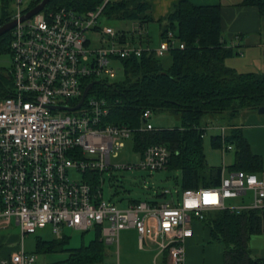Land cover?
Listing matches in <instances>:
<instances>
[{
	"label": "built area",
	"instance_id": "obj_1",
	"mask_svg": "<svg viewBox=\"0 0 264 264\" xmlns=\"http://www.w3.org/2000/svg\"><path fill=\"white\" fill-rule=\"evenodd\" d=\"M8 1L14 4L11 21L17 25L10 45L14 93L0 101V229H8L14 222L21 230V241L10 257H0V264H34L37 256L26 252L25 237L48 227L57 238L65 228L80 232L99 228L101 241L117 247L120 233L133 229L141 250L155 247L158 254L168 255L169 264H187L185 244L193 237L194 222L221 210L264 211V175L245 171L226 174L225 168L219 186L186 190L178 205L173 201L137 202L119 209L105 201L100 182L105 171L154 173L168 169L171 153L164 144L144 149L138 165L112 164L119 157L118 150L136 134L158 131L150 122L154 113L144 111L140 127L130 128L105 123L111 107L103 97L88 95L74 112L50 107L77 106L90 84L86 86V79H115L123 59L152 51L163 58L171 49H184L185 45L169 32L159 47H143L140 42L148 32L144 34L142 27L133 35L140 38L138 44L112 27H103L102 11L109 0L86 13L74 7L44 9L23 22L27 13L24 1ZM89 32L100 36L98 46L92 47ZM72 101L78 102L71 105ZM197 129L202 137L218 132L223 154L234 149L227 143L234 127ZM87 174L99 175V182L94 183ZM162 194L167 196L170 191ZM228 200L240 203L228 204Z\"/></svg>",
	"mask_w": 264,
	"mask_h": 264
},
{
	"label": "trees",
	"instance_id": "obj_2",
	"mask_svg": "<svg viewBox=\"0 0 264 264\" xmlns=\"http://www.w3.org/2000/svg\"><path fill=\"white\" fill-rule=\"evenodd\" d=\"M42 1L33 0L25 12ZM104 2L51 0L45 11L74 7L86 13L96 10ZM10 4L8 0H0V27L11 22ZM241 5L256 7L264 25V0H243ZM102 18L138 22L142 28L154 22L150 0H109L103 8ZM157 23L161 39L173 32L178 41L185 45L184 49L177 47L168 52L171 65L166 68L162 58L153 51L144 52L141 57L123 59L120 65L124 80L101 81L91 88L89 97L108 100L111 111L105 123L113 125L140 127L142 114L146 110L154 114L167 111L178 116L181 127L158 128V131L136 134L132 141L133 147L142 154L150 145H166L171 153L168 169L181 171L183 191L217 187L221 183L223 168L208 166L204 137L197 128L202 127V120L207 114L227 113L233 121L243 110L264 107V74L241 73L226 64L228 59L235 56V51L224 45L219 6H195L181 0L168 16ZM121 33L126 38V33ZM11 42L12 31L0 37V54H11ZM92 81L95 80L86 79V86ZM13 93L14 82L10 69L0 68V101ZM77 102L72 101L70 104L75 105ZM227 143L235 150V163L228 167L230 172L264 173V159L252 153L241 130L233 129L227 137ZM212 145L222 148L219 136L212 138ZM86 177L98 183L99 175L87 174ZM202 223L210 230V242L223 244L224 264H264V259L255 257L248 247L250 237L264 231V211H215L208 213ZM69 242L68 236L51 240L38 237L37 253H69L68 259L56 264L104 263L106 250L99 228L96 229L95 239L87 245L70 248ZM164 264H169L168 259Z\"/></svg>",
	"mask_w": 264,
	"mask_h": 264
},
{
	"label": "rangeland",
	"instance_id": "obj_3",
	"mask_svg": "<svg viewBox=\"0 0 264 264\" xmlns=\"http://www.w3.org/2000/svg\"><path fill=\"white\" fill-rule=\"evenodd\" d=\"M22 7L27 9L31 6L33 0H23ZM14 4L9 5V10L13 11ZM1 18V8H0ZM101 25L103 27L109 26L116 31L125 32L126 38L132 42V35H135V31L139 30L140 23L131 21H118V20H106L101 19ZM148 27L143 28L144 34L148 32V35H143L141 42L142 46L147 47L148 44L153 48H157L161 41V30L159 24L150 23ZM88 38L92 40V47L99 45L98 40L100 36L94 32L87 34ZM135 44L139 43V37L135 36ZM149 38V39H148ZM149 40V43H148ZM233 58H237L235 56ZM164 66L167 68L171 65V58L169 55L162 58ZM230 64V60L228 61ZM12 66L11 54H0V68L9 70ZM118 67V65H116ZM242 70V69H241ZM248 72V71H242ZM124 80L123 72H118L115 79L110 82H121ZM259 109H246L243 110L240 115L231 120L229 114H207L202 120V126L207 125H223L228 126L231 123H238L244 125L250 124H264V114L259 113ZM56 114V113H52ZM154 127L159 129H172L181 127V122L178 116L170 112H159L154 114L150 121ZM249 131V130H248ZM250 133L254 131L248 132ZM264 132V129L258 130ZM219 135L218 132H207L204 136V151L209 167H229L235 157L234 152H229L223 157V153L220 148H215L212 145V138ZM119 157L113 159L112 164L117 166L126 165H138L140 163L141 155L135 151L132 142H127L126 146L118 150ZM182 173L180 170L166 169L163 171H157L151 173L147 170L141 169H110L105 171L101 175V189L104 200L114 203L119 209H126L133 201L148 202V203H161L164 201L174 202L178 205L182 200L183 189L181 187ZM99 182V180H98ZM165 191H170L167 196L161 194ZM239 200H228V204L238 205ZM65 233L70 237L69 247L78 248L82 244H89L96 237V230L91 229L88 232H80L76 230L64 229ZM51 231L48 227L44 231H40L37 234L29 235L25 237V249L28 254H34L39 257H43L44 254L37 253L36 241L40 237L42 239H48L51 236ZM263 232L252 235L248 242L249 249H261L264 247ZM129 236L120 237L119 246L105 244L106 258L104 262H110L112 264H162L161 257L155 259L151 254L141 251L138 247V236L135 232H131ZM0 235L4 236L6 247L14 248L17 250L20 247L21 230L13 222V225L8 230H0ZM206 246V243H201ZM214 245H222V243L214 242ZM224 248V246H223ZM35 264H43L39 259Z\"/></svg>",
	"mask_w": 264,
	"mask_h": 264
},
{
	"label": "crops",
	"instance_id": "obj_4",
	"mask_svg": "<svg viewBox=\"0 0 264 264\" xmlns=\"http://www.w3.org/2000/svg\"><path fill=\"white\" fill-rule=\"evenodd\" d=\"M179 1L181 0H150L151 15L154 19L153 23L158 24L157 22L160 19L168 16L172 11L174 5L177 4ZM186 1L191 2L195 6H219L221 8L222 31H223L222 36H223L224 45L227 48L234 49L237 55V58L228 59L226 61V64L231 68H235L241 73L255 72V73L264 74V25L261 21V18L258 13V9L256 7L242 6L241 4L243 0H186ZM145 27L148 26L146 25ZM148 46L150 45L148 44ZM229 60H230V64H228ZM242 71H248V72H242ZM228 126L229 127L233 126L234 129L241 130L244 138L247 140L248 144L251 147L252 153L264 159V132L258 131L260 129H264V124L244 125V124L232 123L229 124ZM247 131L248 132L254 131V132L250 133L249 136V133H247ZM220 149L222 151V148ZM230 152H234L235 155L234 149ZM227 153L223 154V157ZM234 163H235V157L233 159L232 164ZM223 168H225L226 174L230 172L228 167L226 168L224 166ZM263 175L264 173L260 176ZM8 229H0V230H8ZM193 231H194L193 237L188 239L185 244L187 264H224V248L222 245H217V244L214 245L210 242L209 228L204 226L202 222L196 221L193 223ZM131 232H135L137 234V232L133 229L124 230L120 233L119 241L122 234L123 236H129L131 235L130 234ZM49 234H51V236L53 237H50L45 240H51L53 238H56L53 235L52 231H50ZM63 236L69 237V235L65 233V230L63 232ZM4 239H5L4 236L0 235V257L6 258V257H10L11 254L17 251L18 249L14 250V248L6 247V243ZM137 243L138 242H136V245ZM201 243H206V246H203ZM138 247H139V243H138ZM141 251H145L146 253L153 255L155 259L161 257L162 264H164L165 260H167L168 255L166 253L162 255L158 254L155 250V247ZM251 251L255 257L264 259V247L261 249L254 248L251 249ZM68 257H69V253H49V254H44L43 257L38 256V259H36V261L40 259L43 264H56L58 262L68 259ZM102 264H112V263L104 262Z\"/></svg>",
	"mask_w": 264,
	"mask_h": 264
},
{
	"label": "water",
	"instance_id": "obj_5",
	"mask_svg": "<svg viewBox=\"0 0 264 264\" xmlns=\"http://www.w3.org/2000/svg\"><path fill=\"white\" fill-rule=\"evenodd\" d=\"M51 0H43L41 3H39L36 7H34L33 9H31L30 11H28L23 18L21 19V22L28 20L30 18H32L33 16L39 14L40 12H42L46 6L48 5V3ZM17 25V21H11L9 23H6L5 25H3L2 27H0V37L7 34L8 32L12 31L14 29V27ZM98 81H95L93 83H90L84 90V93L81 97L80 102L78 103L77 106L75 107H65V106H51L50 109L51 110H56V111H69V112H74L79 110L82 105L84 104L86 98L88 97L91 88L98 84ZM260 114H264V107L260 108L259 110Z\"/></svg>",
	"mask_w": 264,
	"mask_h": 264
}]
</instances>
